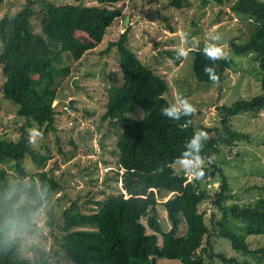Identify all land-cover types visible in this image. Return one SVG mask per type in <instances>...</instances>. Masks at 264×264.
<instances>
[{"label": "trees", "instance_id": "16d2710c", "mask_svg": "<svg viewBox=\"0 0 264 264\" xmlns=\"http://www.w3.org/2000/svg\"><path fill=\"white\" fill-rule=\"evenodd\" d=\"M123 1L96 0L90 5L84 0H26L19 11L0 18V90L23 120L16 126L18 139L0 133V264H52L53 260L58 264L63 260L69 264H158L160 259L181 264H264V181L235 192L222 157L223 149L231 153L250 143H256L264 156V141L235 128L233 122L243 113L264 114V0H200L202 6L228 2L231 12L252 22L250 39L232 41L231 48L237 55H253L261 70L259 93L218 106L221 120L215 125L197 126L200 111L195 109L178 119L163 115L162 109L173 106L165 96L169 83L130 49L129 27L109 43L106 51L115 47L120 54L124 81L108 94L101 120L120 126L112 152L117 167L104 174V186L98 171L93 179L96 191L90 192L99 191L101 196L91 194L85 207L72 200L61 215L58 243L49 248L43 244L47 236L37 218L46 210L47 224H54V207H45L65 187L46 169L52 152L32 147L28 130L37 125L45 134L57 131L61 112L56 109L59 101L53 103L72 73L63 58L78 59L87 50L79 32L101 43L122 16L118 5ZM4 2L0 0V6ZM170 4L182 8L191 2L171 0ZM165 53L181 64L178 50ZM191 53L198 83H223L235 66L233 58L220 56L212 47L193 48ZM200 133L206 138L193 145ZM257 133L259 138L264 136ZM100 145L104 147L102 140ZM59 151L63 153L61 147ZM28 158L36 165L34 172L27 168ZM184 163H201L202 172L189 178L177 168ZM213 163L216 174L210 177ZM96 169L92 161L84 168L88 175ZM202 173L206 183L215 181L218 186H201ZM166 193L172 196L160 201L159 195ZM204 202L211 207L209 213L199 211ZM158 203L166 209L169 229L160 220ZM182 227L185 231L179 233ZM256 237L262 242L253 246L249 238Z\"/></svg>", "mask_w": 264, "mask_h": 264}, {"label": "rangeland", "instance_id": "374dc122", "mask_svg": "<svg viewBox=\"0 0 264 264\" xmlns=\"http://www.w3.org/2000/svg\"><path fill=\"white\" fill-rule=\"evenodd\" d=\"M26 0H5L0 6V18L10 12L16 13ZM60 3H70L80 0H56ZM86 4H96V0H84ZM190 5L182 8L172 6L171 0H125L118 7L123 9L122 16L116 19L108 28L101 43L94 42L83 32H79L82 42L88 47L77 59L70 58L67 62L72 67V73L65 80V92L59 93L57 108L61 113L56 119L57 131L45 134L34 125L42 137L38 138L36 149L50 150L53 157L47 162L46 169L53 173L65 187L53 194L45 209L54 207V224L49 225V216L43 210L37 221L43 227L47 240L43 244L49 248L57 244L56 238L61 235L62 212L78 199L85 207L87 199L92 194L100 197L101 192L95 190V179L100 173L99 183L104 186V174L116 166V156L112 153L119 141L120 126L102 121L108 94L123 84L124 78L120 67V54L113 47L106 51L111 41H116L129 27V47L136 55L169 83V91L165 94L170 103L177 108L192 105L200 114L196 125H215L220 122L221 114L218 106L231 104L238 98H251L261 89V70L253 55H237L232 51L231 42H245L254 32V25L245 17L231 12L230 3L219 6L200 5V0H189ZM35 28L39 29L37 24ZM212 47L220 56L233 58L235 66L228 71L223 83H198L194 77V54L191 49ZM166 50L183 51L182 62L176 65ZM222 53V55H221ZM76 54H80L77 49ZM1 82V72H0ZM71 106L72 113L68 115L64 106ZM88 112H92L89 115ZM23 120L17 116L16 105L7 100L0 90V133H7L10 138L18 139L20 132L16 126ZM234 127L252 134L256 140L258 131L264 132V114L255 117L251 113H243L233 117ZM101 125V131L97 126ZM71 140L77 144H71ZM101 140L104 147L100 145ZM59 144V145H58ZM256 143L248 147H236L230 153L223 149L222 157L226 159V172L231 175L230 181L234 191L241 193L254 183L263 184L264 156L257 151ZM62 148L63 153L59 151ZM253 148V149H252ZM92 150V151H91ZM260 150V149H259ZM97 166L94 174L89 175L84 170L90 162ZM107 162V164L105 163ZM30 172L36 170V165L30 158L26 162ZM201 163H184L177 165L178 170L185 171L189 178H194L202 172ZM8 167V164H3ZM93 166L91 170L93 171ZM210 175V177H214ZM201 186H218L207 182L202 173ZM206 178V179H205ZM214 183V184H213ZM96 191V190H95ZM243 192V191H242ZM257 195V193L255 194ZM172 193L159 195V200H166ZM160 220L166 229L170 228L167 212L162 203H158ZM200 212L211 211L208 203L199 207ZM182 227L179 233H183ZM253 246L262 242L261 237L249 238ZM31 241L30 239H27ZM39 241V239H38ZM229 251V249H226ZM52 264H58L55 260ZM59 264H69L63 260ZM158 264H181L168 259L158 260Z\"/></svg>", "mask_w": 264, "mask_h": 264}, {"label": "clouds", "instance_id": "9594fccd", "mask_svg": "<svg viewBox=\"0 0 264 264\" xmlns=\"http://www.w3.org/2000/svg\"><path fill=\"white\" fill-rule=\"evenodd\" d=\"M180 55H183V51L179 52ZM222 55V53H221ZM213 80H215V77H211ZM58 102V101H57ZM191 111H194V108L192 105H185L183 111H178L176 106H169L166 107L164 109H162V113L165 116H168L169 118L172 119H178L180 115L182 114H189ZM42 134L36 129V128H31L28 130V143L32 146V147H36L37 146V140L38 138H41ZM201 137L206 138V134L204 133H200L193 141V145H198L199 140ZM190 145V146H193Z\"/></svg>", "mask_w": 264, "mask_h": 264}, {"label": "water", "instance_id": "95a60500", "mask_svg": "<svg viewBox=\"0 0 264 264\" xmlns=\"http://www.w3.org/2000/svg\"><path fill=\"white\" fill-rule=\"evenodd\" d=\"M65 91H66V90H65ZM65 91H64V92H65ZM56 103H57V100L54 101L53 105H56ZM212 166H213V168H212L210 174H211V175H214V173H215V171H216V169H217V164H216V163H213ZM202 176H203V175H202ZM216 184H217V183H216Z\"/></svg>", "mask_w": 264, "mask_h": 264}, {"label": "built area", "instance_id": "2783aa9c", "mask_svg": "<svg viewBox=\"0 0 264 264\" xmlns=\"http://www.w3.org/2000/svg\"><path fill=\"white\" fill-rule=\"evenodd\" d=\"M64 111L67 112L68 115H71L73 114L72 113V109H71V106H69L68 104L66 106H64Z\"/></svg>", "mask_w": 264, "mask_h": 264}]
</instances>
